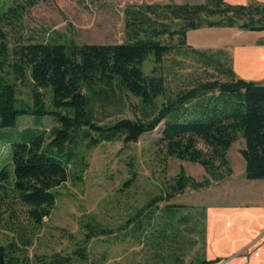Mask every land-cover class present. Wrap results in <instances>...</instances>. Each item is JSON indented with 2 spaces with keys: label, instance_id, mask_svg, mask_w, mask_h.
Masks as SVG:
<instances>
[{
  "label": "trees",
  "instance_id": "16d2710c",
  "mask_svg": "<svg viewBox=\"0 0 264 264\" xmlns=\"http://www.w3.org/2000/svg\"><path fill=\"white\" fill-rule=\"evenodd\" d=\"M36 1L0 0V140L8 157L0 167V183L10 178L11 189L27 208L28 218L40 224L54 205L55 189L66 182L78 148L114 141L135 143L162 122L154 148L165 158L198 164L205 177L196 181L179 168L162 193L150 198L118 230H125L124 235L141 247L143 264L218 263L203 255L204 207L188 210L165 204L153 212L150 209L187 188L204 189L226 179L231 173L226 153L238 138L243 141L238 154L244 179L264 180V85L236 78L226 51L185 45L186 32L199 28L263 31L264 4L204 0L198 4L128 5L122 11V43L76 44L55 38L23 43L19 39L8 47V31L14 34L20 28L23 14ZM180 47L222 80L199 81L165 95L162 61ZM149 55L152 66L144 74L141 65ZM27 81L31 105L16 99V83ZM40 90L47 91V99ZM125 99L138 116L112 122L97 119L100 108L113 103L123 106ZM22 116L31 117L33 126L17 130ZM43 118L55 123L48 133L40 128ZM131 176L125 189L135 182ZM196 224L202 252L184 263L187 239L183 233L195 232ZM82 229L85 243L113 233L92 222H85ZM195 243L188 242V247ZM16 253L12 243L0 245V264H29ZM94 262L85 248H77L41 264H97Z\"/></svg>",
  "mask_w": 264,
  "mask_h": 264
},
{
  "label": "rangeland",
  "instance_id": "374dc122",
  "mask_svg": "<svg viewBox=\"0 0 264 264\" xmlns=\"http://www.w3.org/2000/svg\"><path fill=\"white\" fill-rule=\"evenodd\" d=\"M203 1L37 0L23 14L20 28L14 34L8 31L7 46H14L19 39L24 43L44 42L51 38L61 42L73 41L76 44L122 43V11L126 6L198 4ZM224 1L232 5L245 4V0ZM250 1L253 0L246 4ZM171 42L174 45L176 38ZM150 59L151 56H147L141 65L144 74H148L151 69ZM162 75L165 95H171L199 81L222 80L183 47L174 49L163 58ZM15 90L19 103L31 105L29 81L16 83ZM40 92L47 99V91ZM161 101L162 98H159L157 103ZM135 115L138 116L128 108L125 99L123 106L120 103L106 104L97 111L96 117L101 122H112L120 118H134ZM31 126V117L22 116L17 121V130ZM53 126L55 123L50 118L40 121V128L45 133ZM161 127L162 122L152 132L140 136L135 143L114 141L101 143L90 149L78 148L75 152L76 159L68 167V178L55 189L54 205L40 224H34L28 218L27 208L17 200L11 189L10 178L0 183V245L12 243L18 252L16 254L26 257L29 264H41L54 255L67 256L77 248H85L91 262L95 261L97 264H143L141 247L124 235L125 230L120 231L118 228L150 198L162 193L179 168L196 181L205 177L198 164L165 158L154 148ZM242 147L243 141L238 138L227 150L226 159L231 170L229 182L226 180L230 175L226 179L212 182L204 189L187 188L167 202L156 203L155 207H151V212L155 208L161 209L165 204L185 206L189 210L204 207L201 204L204 202L207 205L206 214H211L218 207H231L234 201L263 203L264 186L243 178V161L238 154ZM7 162V151L0 140V167ZM130 176L135 178V182L131 188L125 189L124 183ZM230 182L231 186L226 187ZM223 192L227 193L215 199ZM223 210V215L231 212L230 209ZM232 212L224 221L223 218L218 222L216 220L214 236L207 240L206 245L204 243V258L219 260L212 264H260L257 254L264 246V213L253 211L251 216L245 217L241 213L243 211ZM85 222L95 223L113 233L111 237H93L85 243L82 229ZM198 230L199 224H196L195 232L183 233L187 239L184 263H188L196 253L202 252ZM191 241L196 243L189 248L188 242ZM101 256L104 259L99 261Z\"/></svg>",
  "mask_w": 264,
  "mask_h": 264
},
{
  "label": "crops",
  "instance_id": "0c3cea01",
  "mask_svg": "<svg viewBox=\"0 0 264 264\" xmlns=\"http://www.w3.org/2000/svg\"><path fill=\"white\" fill-rule=\"evenodd\" d=\"M248 1L249 0H245L244 3L246 4ZM253 1L264 4V0ZM185 45L197 50L221 49L226 51L230 59L231 70L236 78L242 80L250 79V81H255L258 84L264 85V30L247 31L240 30L234 27L199 28L186 32ZM227 179L228 180L226 181L229 182L231 179V175ZM246 181H253L264 186V180ZM232 182L228 183L226 187H230ZM225 193L227 192H223V194L216 196L215 199H219ZM226 196L227 195H225V197ZM201 204H203L205 208V245L207 240L214 236V224L216 220L218 222L223 218L224 221L227 215H231V213H233L232 211H243L241 213H243L245 217L251 216L253 211H261L264 213V202L261 204H255L242 201L238 203V201H234L232 205H230L231 207H218V210H214L211 214H206V203L203 202ZM223 209H230L231 212L223 215V213H221V211H224ZM261 250L262 251L257 254V258H259L260 264H264V246H262Z\"/></svg>",
  "mask_w": 264,
  "mask_h": 264
}]
</instances>
